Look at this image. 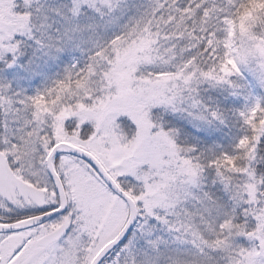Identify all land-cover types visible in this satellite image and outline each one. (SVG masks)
<instances>
[{"label":"snow or ice","instance_id":"obj_1","mask_svg":"<svg viewBox=\"0 0 264 264\" xmlns=\"http://www.w3.org/2000/svg\"><path fill=\"white\" fill-rule=\"evenodd\" d=\"M0 264H264V0H0Z\"/></svg>","mask_w":264,"mask_h":264},{"label":"rangeland","instance_id":"obj_2","mask_svg":"<svg viewBox=\"0 0 264 264\" xmlns=\"http://www.w3.org/2000/svg\"><path fill=\"white\" fill-rule=\"evenodd\" d=\"M169 120L171 121V124L182 129L183 133L187 135L189 142H195L196 140H200L204 143L209 142V137L205 136V134L202 132H197L191 126L187 125L184 121L171 117L169 118ZM216 139H219V136H217Z\"/></svg>","mask_w":264,"mask_h":264}]
</instances>
